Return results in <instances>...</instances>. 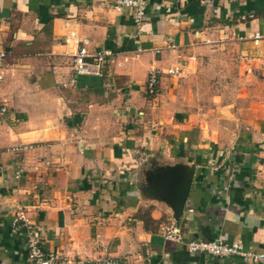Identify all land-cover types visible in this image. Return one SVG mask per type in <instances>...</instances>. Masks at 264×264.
Returning a JSON list of instances; mask_svg holds the SVG:
<instances>
[{
  "label": "crops",
  "instance_id": "0c3cea01",
  "mask_svg": "<svg viewBox=\"0 0 264 264\" xmlns=\"http://www.w3.org/2000/svg\"><path fill=\"white\" fill-rule=\"evenodd\" d=\"M70 30L82 42L67 43ZM79 46L110 51L100 75L74 71ZM0 49V264H32L20 209L71 262L264 264V104L237 107L264 102V0H149L141 23L114 0H0ZM227 49L242 89L204 70ZM172 173L191 177L178 220L157 191ZM173 223L263 256L191 253L165 238Z\"/></svg>",
  "mask_w": 264,
  "mask_h": 264
},
{
  "label": "built area",
  "instance_id": "2783aa9c",
  "mask_svg": "<svg viewBox=\"0 0 264 264\" xmlns=\"http://www.w3.org/2000/svg\"><path fill=\"white\" fill-rule=\"evenodd\" d=\"M149 0H114V6L117 9L131 8L134 11V19L136 23H141L146 16ZM254 14L242 15V19L253 17ZM255 43H258L263 34L261 31L251 32L249 35ZM65 40L67 43L82 42L81 37L76 30H70L66 35ZM140 51L141 48H138ZM111 53L105 49H99L94 53H90L85 46H79L74 55V71L77 74H101L102 66L106 63L108 56ZM8 54L5 50L0 49V81L3 77V68ZM169 72L174 73V69H169ZM159 70L153 69L148 76L146 90L150 95L156 93V86L158 82ZM8 112L7 104L4 100L0 99V118ZM15 149H30L31 145H18ZM23 169L16 171L15 177L22 176ZM37 187V186H36ZM17 229H21L25 245L28 252V259L32 264H121V262L113 257H100L95 260H79L71 262L62 253H48L40 239L38 238L34 222L26 215L25 209H20L17 218L14 222ZM164 236L167 239H172L185 244L188 251L191 253H208L216 257H229L233 255H242L248 259H256L262 257L263 254H258L253 250L245 249L244 245L239 241H227L222 239L214 240H200L187 237L181 228L176 224H171L164 230Z\"/></svg>",
  "mask_w": 264,
  "mask_h": 264
},
{
  "label": "rangeland",
  "instance_id": "374dc122",
  "mask_svg": "<svg viewBox=\"0 0 264 264\" xmlns=\"http://www.w3.org/2000/svg\"><path fill=\"white\" fill-rule=\"evenodd\" d=\"M225 52L224 54H226L228 56V58L224 57L223 59L221 58L220 60L221 61H214V59H212L209 63H206L204 65V70L205 71H215V70H222V71H225V72H228L229 74H227L226 77L222 78V80L225 82V85L226 84H229V85H233L234 89L235 88H240L242 89L243 85L245 86V80L242 79V78H239V77H236V74H233L232 72L234 71H237L240 69V67L238 66L237 67V63L235 62L234 58L232 59L230 56H232L233 54V51L231 50H226V51H223ZM231 59V60H230ZM219 60V59H218ZM243 76V73L241 74ZM212 80L211 78H208V81ZM227 89V86H225ZM232 88H230L229 90H231ZM236 91V90H235ZM231 94V93H230ZM232 96V95H231ZM235 97V94L233 95V98ZM246 99H249V101H252V103H250L249 106H252V104L254 105L255 107V110L257 112L260 111V109L263 108V104L264 102H261L259 101V95L256 94L255 96H252L250 95L249 98L246 96V98H241L240 101H237V107L238 106H241L242 107H248V101H246ZM243 111V110H242Z\"/></svg>",
  "mask_w": 264,
  "mask_h": 264
},
{
  "label": "water",
  "instance_id": "95a60500",
  "mask_svg": "<svg viewBox=\"0 0 264 264\" xmlns=\"http://www.w3.org/2000/svg\"><path fill=\"white\" fill-rule=\"evenodd\" d=\"M181 168L184 169V167H181ZM174 175L175 174L172 173V175L170 176L172 178L167 183L166 182L162 183L160 185L161 187L159 186L160 190H157V191L163 192L164 194H166L172 199L175 205V216L174 217L176 218V220H178V217L183 210L185 201L189 193L191 177L189 175L188 177L184 176V177H180L177 179L175 178ZM165 187H167V190H165ZM155 188H157V186H155ZM149 191H151V189Z\"/></svg>",
  "mask_w": 264,
  "mask_h": 264
}]
</instances>
